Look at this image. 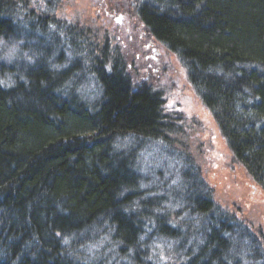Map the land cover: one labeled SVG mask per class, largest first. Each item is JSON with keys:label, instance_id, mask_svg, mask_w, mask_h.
<instances>
[{"label": "trees", "instance_id": "trees-1", "mask_svg": "<svg viewBox=\"0 0 264 264\" xmlns=\"http://www.w3.org/2000/svg\"><path fill=\"white\" fill-rule=\"evenodd\" d=\"M133 1L242 171L230 182L264 201V0ZM46 3L0 0V44L16 57L0 55V264H264L251 224L216 206L208 164L172 147L190 140L160 94L132 86L109 39L49 21ZM148 142L180 161L166 170L177 192L163 196L164 172L138 160Z\"/></svg>", "mask_w": 264, "mask_h": 264}, {"label": "rangeland", "instance_id": "rangeland-1", "mask_svg": "<svg viewBox=\"0 0 264 264\" xmlns=\"http://www.w3.org/2000/svg\"><path fill=\"white\" fill-rule=\"evenodd\" d=\"M47 1L51 4L44 15L50 16L49 21L59 22L61 26L73 29L76 34L83 30L85 39L92 43L109 39L112 43L111 47L119 48L123 68L132 86L145 87L160 94L164 115L174 121L190 140L179 142L175 139V142L171 143L172 147L181 145L183 150L190 154L189 158L191 153H195L204 173L207 166L210 167L213 174L208 176V180L212 186L208 184V189L211 194L215 192L216 197L211 196L216 201V206L225 216H236L238 221H242V216L246 222H249L251 224L248 226L249 229L256 236L261 237L259 248L264 250V204H261L264 203L263 199L256 193L250 192L248 187L230 182L228 177L242 179V171L237 169L232 158L227 155L214 122L191 89L186 72L180 63L163 46L146 37L143 27L134 15V1L31 0L35 7H40L42 4L46 6ZM32 31L33 29L29 28V32ZM89 35L91 38L88 37ZM46 36L45 34L44 37ZM51 53H54L53 59L59 54L53 51ZM12 54L10 45L0 44V55L3 58L14 60L16 57ZM66 58L67 55H64L63 59ZM17 70L21 72V68ZM81 70L85 74L87 66L85 65L84 70L82 66ZM144 147L146 151H143L138 160L143 161L145 167L150 166L163 171L166 175L164 179L168 178V183L161 194L168 196L169 191L177 192L180 180L174 177L175 170L171 174L168 172L172 167L177 168L180 161L178 164L167 156L168 148L161 143L148 142ZM175 188L177 191L173 190ZM167 202L166 208L175 212L179 201ZM189 219L188 217L187 220Z\"/></svg>", "mask_w": 264, "mask_h": 264}, {"label": "bare ground", "instance_id": "bare-ground-1", "mask_svg": "<svg viewBox=\"0 0 264 264\" xmlns=\"http://www.w3.org/2000/svg\"><path fill=\"white\" fill-rule=\"evenodd\" d=\"M79 72V71H78ZM80 73V72H79ZM137 149H139L140 151H138V153H139V156L140 155H142V153H143V151H146V148L144 147V146H140V147H138ZM142 163V162H141ZM145 167V166H144ZM147 167V166H146ZM150 187H151V185H148V189H150ZM79 245V243L78 242H72V244H71V252H72V257H73V259H77L78 258V256H76V254L78 255L79 254V250L81 249V246H78ZM100 262H101V264H103V262H105V261H101L100 260Z\"/></svg>", "mask_w": 264, "mask_h": 264}]
</instances>
